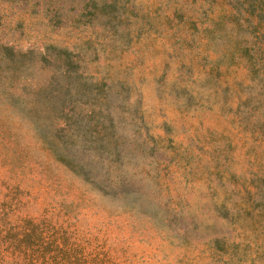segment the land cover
I'll return each mask as SVG.
<instances>
[{
	"label": "rangeland",
	"instance_id": "rangeland-1",
	"mask_svg": "<svg viewBox=\"0 0 264 264\" xmlns=\"http://www.w3.org/2000/svg\"><path fill=\"white\" fill-rule=\"evenodd\" d=\"M0 264H264V0H0Z\"/></svg>",
	"mask_w": 264,
	"mask_h": 264
}]
</instances>
